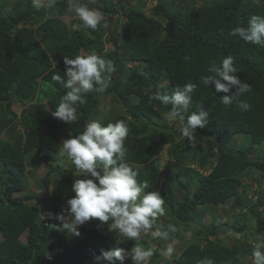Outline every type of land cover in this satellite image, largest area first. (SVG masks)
<instances>
[{
    "label": "trees",
    "instance_id": "16d2710c",
    "mask_svg": "<svg viewBox=\"0 0 264 264\" xmlns=\"http://www.w3.org/2000/svg\"><path fill=\"white\" fill-rule=\"evenodd\" d=\"M96 1L103 6L81 0L103 12L107 28H85L82 21L78 29L72 28L62 18L68 0H57L47 9L33 7L31 0H14L7 9L12 1L0 0V264H97L94 257L101 249L130 250L146 240L123 238L121 243V236L97 219L80 226L81 235L75 236L52 227L59 221L44 218L58 203L67 207L66 201L75 195L71 188L76 169L65 173L67 157L58 156L59 149L65 138L79 134L96 118L100 94L114 95V106L121 111L117 116L105 114L101 121L106 125L125 120L129 125L126 162L137 171L138 181L148 182L146 191H159L165 200V214L171 218L158 217V223L165 228H181L191 221L202 226L195 232L198 240L164 264H198L205 257L214 264H238L239 254L252 255L253 243L264 237V188L253 202L242 182L250 168L264 170L263 156L253 158L255 151H264V47L229 33L238 25L247 27L253 16H264V0H155L149 14L146 0L135 5L116 0L117 6L113 0ZM120 11L122 27L113 21ZM92 51L114 62L110 85L104 92L86 94L85 103L77 105L78 121L54 118L50 112L69 89L53 81V73L64 74V56ZM228 55L234 57L236 75L251 86L239 97L251 106L248 111L221 102L235 87L216 93L214 86L202 83L201 77L213 74L209 68ZM128 62L136 63L128 67ZM188 82L197 87L186 116L192 111L209 113L208 124L196 128L191 143L179 137V123L171 125L163 117L172 105L149 101L156 91L170 95ZM248 140L249 147L241 145ZM164 148L172 158L166 168L159 160ZM41 165L49 168L43 185L53 190L45 209L29 201L36 194L20 196L27 189L29 167ZM224 204L233 221L224 222L218 215L207 225L198 218L202 209L218 211ZM221 232L232 233L233 243L223 242ZM178 235L175 231L168 241L157 240L168 245Z\"/></svg>",
    "mask_w": 264,
    "mask_h": 264
},
{
    "label": "clouds",
    "instance_id": "9594fccd",
    "mask_svg": "<svg viewBox=\"0 0 264 264\" xmlns=\"http://www.w3.org/2000/svg\"><path fill=\"white\" fill-rule=\"evenodd\" d=\"M31 2L33 7L40 9L55 5L57 0ZM68 11L75 13L85 28L95 30L98 26L108 27L103 12L89 8L81 0H68ZM79 27L75 26L77 29ZM229 34L239 35L246 42L264 47V16H253L247 27L238 25ZM187 59L189 57L185 56ZM63 62L64 74L57 71L51 78L69 91L60 98L52 116L70 124L80 119L77 105L85 103L87 93L104 92L110 85L115 64L95 52L76 55L74 58L64 56ZM209 72L213 74L203 76L201 80L206 87L214 86L216 93H229L235 87L232 94L221 96L224 105L235 103L242 111L250 109L251 106L239 97L251 91V86L236 75L238 69L234 65L233 56L224 57L219 66L213 64ZM196 87V84L188 82L175 87L170 95L160 91L149 95V101L158 100L165 105H172L165 119L170 124L180 121L179 137L186 138L190 143L196 140V128H203L209 122V113L204 110L192 111L186 116ZM129 130L125 120L105 125L101 120L93 119L84 125L79 134L63 140L59 155L66 156L74 165L75 174L84 178L76 179L72 184L71 190L75 195L66 201L67 207L62 206L59 213H45L44 218L60 222L53 224V228L80 236V226L97 219L101 224H107L110 232L126 237L127 240L140 241L142 235L148 234L154 239H170V233H174L176 227L168 224L165 228L158 223V217L164 216L166 212L163 196L159 191H146L148 182L138 181L137 171L126 162L128 148L125 141ZM173 252L174 247L168 244L160 250V255L169 257ZM153 254L151 247L145 249L142 245H134L130 250L123 247L101 249L94 259L97 264H116L117 261L123 264L128 258L133 264H149ZM252 261L253 264H264V242L254 245ZM198 264H214V261L205 257Z\"/></svg>",
    "mask_w": 264,
    "mask_h": 264
},
{
    "label": "rangeland",
    "instance_id": "374dc122",
    "mask_svg": "<svg viewBox=\"0 0 264 264\" xmlns=\"http://www.w3.org/2000/svg\"><path fill=\"white\" fill-rule=\"evenodd\" d=\"M12 2L8 3V5H6L7 9L12 8L13 6V2L14 0H11ZM94 2H96L98 5H102L103 4L100 1H96L93 0ZM127 3H129V5H135L138 1L140 0H126ZM206 2H208V0H204ZM113 3L116 4L117 6V2L116 0H113ZM155 4V0H146V7H145V11L149 14L151 13V8L152 6ZM49 6H45L42 8H48ZM97 9V8H95ZM99 10V9H98ZM63 20H65L66 22H68L70 24V26L72 28H75V26L77 25V23H79L81 20L79 19L78 16L75 15V13L73 12H67L66 14H64L62 16ZM77 19H79L77 21ZM124 17L121 14V11L116 13L113 16V21L114 22H118L119 23V27H122L121 22L123 21ZM113 26H111V30H112ZM106 46L108 50H111L113 47H111V43L106 41ZM95 52V51H92ZM97 55L100 56V53L95 52ZM133 63L135 62H128V67H130ZM100 93V92H99ZM99 95V94H98ZM101 97V102H100V107L98 110V113L96 115L95 119L98 120H102L104 118L105 114H108L109 116H117L119 114V108L117 109V107L114 106V104H116L115 102V96L111 95V94H107V95H103L100 94L99 95ZM121 112V111H120ZM51 114L53 112H50ZM163 117H166V114H163ZM176 123V122H174ZM172 123V124H174ZM177 123H179L180 125V121H177ZM170 124V123H169ZM171 124V125H172ZM29 130H26V133ZM248 138L250 140V137L248 135ZM249 140L248 142H241V145H244V147L246 148V146H250L249 145ZM58 156H60L58 154ZM259 156H263L262 158L264 159V151H255V153L253 154V158H259ZM160 160V164L163 168H166L168 165V162H170L172 160V158L170 157L168 150L166 148H164L160 154L159 157ZM65 163L62 167V169L65 171V173H67L68 175H70L73 171H74V166L72 165V163L70 162V160L68 158H65L63 160ZM29 169L31 170V173H29L27 175V189L22 192L20 194V196L26 197L27 194H36L34 198H31L29 201L32 202L33 204L39 206L40 208L42 207L43 209H45V206L47 204V200L46 197L47 195L51 194L53 192V190H48L46 187H44L43 182H42V178L45 175L46 171L49 170V168L47 167V165H41L40 167L37 166H31L29 167ZM75 180L76 179H83L84 177L80 178L79 176H77L76 174L74 175ZM243 182V188H245L246 191V195L248 197V199H251L253 202H256L258 196L260 195V193L262 192L263 188H264V170H261L260 168H250V170L247 171V175H245V177L242 179ZM67 185V184H65ZM63 196H65V193L63 194ZM248 203V202H247ZM251 204V203H248ZM59 207L56 211H54V213H59L61 211V207L60 204L58 203ZM264 209V205L260 206V210ZM44 212L41 214V216L43 217ZM230 214V210L228 208V205L224 204V205H220L218 211H213L212 208H206V209H202L200 214L198 215V218L206 223L207 225H210L211 222L213 221V219L215 217H217L218 215L222 216V220L224 222H227L228 220H232L233 221V217L229 216ZM167 219H170L171 217L169 216V214H165ZM39 221H43V219L40 217ZM200 221V222H201ZM190 222V221H189ZM191 224L187 225V226H182L181 228L176 227V231L180 234L177 236V239H175V241H172L171 243L168 244H172V246L174 247V252L176 254H172L169 257H162L161 255L159 257L156 258L154 260H151L150 258V262L149 264H157L156 262H158V264H164L167 261L173 260L174 258H176V256L183 250L185 249V247L188 245V243H191L193 241L198 240L197 239V235L196 233H199L198 229H202L201 225H196L195 223H193V221L190 222ZM25 235V234H24ZM23 235V236H24ZM142 236H146V240L142 243V246L145 247V249L151 247L153 249V256L157 253L160 252V250L164 247L167 246L166 243H162V240H158L154 239L151 237L150 234L148 235H142ZM201 237V235L199 236ZM220 239H222L223 242L227 243V244H232L234 241V235L232 233H230L229 235H225L224 233L221 232V234H219L218 236ZM123 238L125 239L126 237H122L119 239L120 242H123ZM3 239V235L0 232V240ZM23 239H25L23 237ZM260 242H264V237H261L260 241H256L253 244L255 245L256 243H260ZM244 253H240V260L238 261V264H253L252 261V255L249 253L245 252V256H243ZM26 256H29V253H26ZM131 259L128 258L126 259L123 264H128L131 263Z\"/></svg>",
    "mask_w": 264,
    "mask_h": 264
}]
</instances>
